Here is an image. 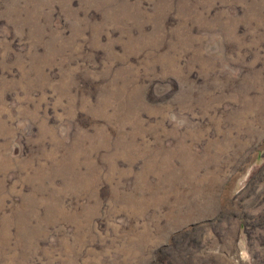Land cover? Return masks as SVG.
<instances>
[{"label":"rangeland","instance_id":"1","mask_svg":"<svg viewBox=\"0 0 264 264\" xmlns=\"http://www.w3.org/2000/svg\"><path fill=\"white\" fill-rule=\"evenodd\" d=\"M0 264H264V0H0Z\"/></svg>","mask_w":264,"mask_h":264}]
</instances>
